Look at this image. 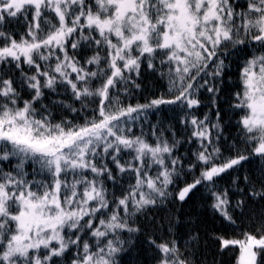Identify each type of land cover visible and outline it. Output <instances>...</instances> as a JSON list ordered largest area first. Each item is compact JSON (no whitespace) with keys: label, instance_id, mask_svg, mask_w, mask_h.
<instances>
[{"label":"snow or ice","instance_id":"6c2138e0","mask_svg":"<svg viewBox=\"0 0 264 264\" xmlns=\"http://www.w3.org/2000/svg\"><path fill=\"white\" fill-rule=\"evenodd\" d=\"M0 264H264V0H0Z\"/></svg>","mask_w":264,"mask_h":264}]
</instances>
